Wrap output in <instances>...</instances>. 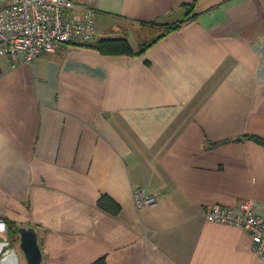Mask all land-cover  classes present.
<instances>
[{
    "label": "crops",
    "instance_id": "obj_1",
    "mask_svg": "<svg viewBox=\"0 0 264 264\" xmlns=\"http://www.w3.org/2000/svg\"><path fill=\"white\" fill-rule=\"evenodd\" d=\"M75 1L88 44L133 55L0 56V219L37 230L41 264H264L205 215L250 200L264 218V0ZM19 249L1 236L0 264Z\"/></svg>",
    "mask_w": 264,
    "mask_h": 264
},
{
    "label": "built area",
    "instance_id": "obj_2",
    "mask_svg": "<svg viewBox=\"0 0 264 264\" xmlns=\"http://www.w3.org/2000/svg\"><path fill=\"white\" fill-rule=\"evenodd\" d=\"M95 12L75 0H0V56L31 64L37 57L56 53L62 46H82L94 35ZM137 208L151 206L156 196L136 192ZM207 219L241 228L251 237V251L264 261V218L255 213L252 201L237 209L208 206ZM8 233L0 219V238Z\"/></svg>",
    "mask_w": 264,
    "mask_h": 264
},
{
    "label": "trees",
    "instance_id": "obj_3",
    "mask_svg": "<svg viewBox=\"0 0 264 264\" xmlns=\"http://www.w3.org/2000/svg\"><path fill=\"white\" fill-rule=\"evenodd\" d=\"M194 5L195 4L185 5L184 8H185L186 13H187V15L185 16V19L182 22L174 23L171 25H165L163 27L164 35L169 34L171 31L177 30L179 28L180 24L186 23L188 20H190L191 12L194 10ZM153 44H154V42H150L145 47L148 48L149 46H151ZM85 46L94 48V49L98 50L101 54H104V55H112V56H114V55H126V56L133 55V50L131 48V45L125 39H105V40H100L95 44H87V45H84V47ZM258 142L264 146V141H258ZM101 202H103V201L101 200ZM104 202H108V203L113 204L109 199H105ZM7 225L9 226V223H7ZM8 232L11 235H13V234L17 235L18 234V227L11 226V224H10V227H8ZM92 264H107V263L105 262L104 258H101Z\"/></svg>",
    "mask_w": 264,
    "mask_h": 264
},
{
    "label": "water",
    "instance_id": "obj_4",
    "mask_svg": "<svg viewBox=\"0 0 264 264\" xmlns=\"http://www.w3.org/2000/svg\"><path fill=\"white\" fill-rule=\"evenodd\" d=\"M20 248L24 253L27 264H41L42 254L38 243V232L31 226L18 228Z\"/></svg>",
    "mask_w": 264,
    "mask_h": 264
},
{
    "label": "rangeland",
    "instance_id": "obj_5",
    "mask_svg": "<svg viewBox=\"0 0 264 264\" xmlns=\"http://www.w3.org/2000/svg\"><path fill=\"white\" fill-rule=\"evenodd\" d=\"M27 227V226H26ZM19 250H21V248L19 249ZM23 253V252H22ZM23 259V261H22V264H27V261H26V258H25V256H24V254H23V257H22Z\"/></svg>",
    "mask_w": 264,
    "mask_h": 264
}]
</instances>
